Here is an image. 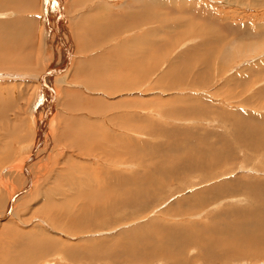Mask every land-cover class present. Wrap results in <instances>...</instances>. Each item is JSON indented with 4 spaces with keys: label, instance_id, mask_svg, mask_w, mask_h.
Returning a JSON list of instances; mask_svg holds the SVG:
<instances>
[{
    "label": "rangeland",
    "instance_id": "obj_1",
    "mask_svg": "<svg viewBox=\"0 0 264 264\" xmlns=\"http://www.w3.org/2000/svg\"><path fill=\"white\" fill-rule=\"evenodd\" d=\"M11 1L0 10V215L29 193L0 221V264H264V229L256 227L264 222V0H61L65 31L75 37L77 25L83 37H71L64 73L62 50L49 45L40 22L45 0ZM93 1L107 10L96 12ZM86 8L91 18L81 14ZM50 22L55 34L58 19ZM141 36L149 40L116 54ZM80 63L78 72L72 66ZM51 72L66 80L59 84V74L50 86L57 108L35 155L52 96L38 78ZM72 89L94 106L72 105L65 96ZM113 133L129 147L110 159L119 147ZM33 155L29 187L24 169ZM211 240L241 254L217 252Z\"/></svg>",
    "mask_w": 264,
    "mask_h": 264
},
{
    "label": "bare ground",
    "instance_id": "obj_2",
    "mask_svg": "<svg viewBox=\"0 0 264 264\" xmlns=\"http://www.w3.org/2000/svg\"><path fill=\"white\" fill-rule=\"evenodd\" d=\"M17 1V0H16ZM45 2H46V4H45V7H46V11H45V8H44V14H45V16H46V21L43 19V21H40V22H42V24H43V26H44V31H45V37L47 38V40L46 41H48L49 42V45L50 46H52L53 47V45H54V43H57V46L62 50L61 51V58H63V62L65 63L64 65H63V69H62V72L64 73V71L66 70V69H64V68H68L70 65H71V62H72V55H73V46H70V41H71V35L69 34V32L67 31H65V29H66V27H65V25H68L69 23L68 22H65V17H66V10H65V2H62L61 0H56V2H58L59 3V10H56V12L55 11H52V9H53V6H54V4H52V5H49L48 4V1L47 0H45ZM56 2H54V3H56ZM93 3H95L94 1L92 2V4ZM12 4H14V2L13 1H11V0H0V10L5 6V7H11L12 6ZM92 6V5H91ZM91 6H90V8H91ZM4 7V8H5ZM56 7V6H55ZM88 8V7H87ZM85 9L84 10V12H81V14L83 13V14H85L86 12H88V15L86 16L87 18H91V15H93V10H91V9ZM78 10H80V9H78ZM94 10L97 12V10H99V11H101V10H107L106 9V7L105 8H103L102 6H97V4L95 3V5H94ZM91 11V12H90ZM53 12H55L54 13V15H53ZM14 14V13H13ZM43 14V13H42ZM48 15V16H47ZM49 15H53L52 17L51 16H49ZM2 16L3 15H1L0 14V18H2ZM119 16V15H118ZM7 17V16H6ZM43 17H44V15H43ZM50 17H51V19L52 20H54L55 21V19H58V22L57 23H55V24H53V27L55 28V34H53L52 33V31H51V28H52V23L50 22L51 21V19H50ZM79 17V16H78ZM75 18V17H74ZM82 18V17H81ZM106 18V17H105ZM38 19V18H37ZM99 19H101V18H99ZM40 20V19H39ZM91 20V19H90ZM95 20H97V19H95ZM77 19L75 20V22H74V24L76 23L77 24ZM90 22V21H89ZM108 22V21H107ZM124 23V22H123ZM121 25V22L120 23H117L116 24V26H118V28H119V26ZM96 26H98L97 25V23H96ZM102 26V25H101ZM76 27H77V25H76ZM111 27V26H110ZM109 27V28H110ZM90 29H92V28H90ZM70 30V33H71V29H69ZM75 30H77V28L75 29ZM79 30V29H78ZM83 30V29H82ZM81 30H79V32H80ZM86 31V30H85ZM75 32V31H74ZM82 32V31H81ZM84 32V31H83ZM152 32V31H151ZM115 33V32H114ZM137 33V32H136ZM53 34V36L55 37V39H53V41L52 40H48V39H50V37H51V35ZM75 35V34H74ZM114 35V34H113ZM124 36H122V38H126V36H129L126 32L123 34ZM86 36V35H85ZM88 36V35H87ZM90 37V36H89ZM116 37V36H115ZM114 37V38H115ZM131 37V36H130ZM82 38L83 37H81L79 34H77V31H76V36L75 37H72V41H74L75 42V40H78V41H80V43L82 42ZM87 38V37H86ZM91 38V37H90ZM122 38L120 39V41L122 40ZM85 39V38H84ZM93 39V38H92ZM127 39V38H126ZM125 39V40H126ZM150 39H151V37H150ZM179 39V38H178ZM97 40H99V39H97ZM128 40V39H127ZM147 40H149V37H145V36H141V37H137V38H133V40H130V41H126V42H124L123 44H121V45H117V51H118V53H116V54H119L120 52H127L126 50H127V48L128 47H130L131 45H133V44H135V43H141V42H147ZM85 41V40H84ZM94 41V40H93ZM117 41V40H116ZM159 41V40H158ZM91 42V41H90ZM106 42V41H105ZM160 42V41H159ZM28 43V42H27ZM78 43V42H77ZM76 43V44H77ZM46 45H47V47L46 48H48V44H47V42L45 43ZM83 44V43H82ZM120 44V43H119ZM155 44V43H154ZM154 44H152V45H154ZM69 45V46H68ZM93 45V44H92ZM101 45V44H100ZM130 45V46H129ZM90 46V45H89ZM55 47V46H54ZM75 48V47H74ZM83 48H85L86 49V46L84 45V47ZM89 48V47H88ZM116 49V48H115ZM115 49H114V51H115ZM146 49V48H145ZM149 49V48H148ZM154 49V48H153ZM49 50V49H48ZM135 50V49H134ZM24 51V50H23ZM114 51H110V52H106L105 51V53H106V55L103 57V56H101V57H97V59L95 60V62L97 63V65H99V64H101V65H103L104 64V62L109 58H111V56L114 54ZM131 51V50H130ZM147 51V50H146ZM57 52V51H56ZM60 52V51H59ZM104 52V51H103ZM102 52V53H103ZM175 52V51H174ZM177 52V51H176ZM58 53V52H57ZM101 53V54H102ZM166 53H168V52H166ZM45 54H47V57L49 56V53L46 51L45 52ZM100 54V53H99ZM169 54V53H168ZM120 55V54H119ZM122 55V54H121ZM128 55V54H127ZM177 55V54H176ZM74 56V55H73ZM174 56H175V53H172V54H170V56L167 58V60L165 61V59H164V61H165V63L167 62V63H169V61L172 59V58H174ZM119 57V56H118ZM122 57V56H121ZM131 57V56H130ZM156 57V56H155ZM171 57V58H170ZM87 58V57H86ZM169 58H170V60H169ZM57 59V58H56ZM113 59V58H112ZM123 59V58H122ZM86 60V59H85ZM114 60V59H113ZM129 60V58L127 59V61L126 62H124L123 63V65L124 64H126V65H129V63H131V62H129L128 61ZM59 61V60H58ZM74 61V60H73ZM115 61V60H114ZM160 61V60H159ZM161 61H162V59H161ZM0 62H1V60H0ZM54 62V61H53ZM89 62V61H88ZM158 62V61H157ZM163 62V61H162ZM164 63V62H163ZM8 64H11V62L10 63H7V65ZM85 64V63H84ZM95 64V63H94ZM115 64V63H114ZM158 64V63H157ZM1 65V64H0ZM93 65V64H92ZM60 66V65H59ZM154 66V65H153ZM21 67H23L22 65H21ZM20 67V68H21ZM72 67H74L75 69H76V71H78V70H84L85 68H86V66L85 65H83L82 63H80V64H78V65H76V67L73 65ZM101 67V66H100ZM1 68V67H0ZM24 68V67H23ZM130 68V67H129ZM141 68V67H140ZM61 68H59V70H60ZM126 69V68H125ZM142 69V68H141ZM156 69V68H155ZM54 70V69H53ZM58 70V69H57ZM123 70V69H122ZM128 70H130V69H128ZM61 71V70H60ZM59 71V72H60ZM149 71V70H148ZM156 71V70H155ZM161 71V69H159V72ZM62 72L61 73H56V72H51V73H47L44 77H40V78H38V79H40L39 80V83H41L42 84V86L41 87H43L44 88V91H46V92H49L50 93V91H51V93H52V96H51V98L48 100V102H45L47 105H48V107H47V110L45 111L44 110V118L42 119V120H40V123H39V127H38V129H39V138H38V141L36 142V144H35V155L36 154H38L39 152H40V150L42 149V146H43V143H44V139H46L47 138V136H45V134L47 133V131L45 130L46 128L44 127L45 126V124H47V118L49 117H52V116H54L53 115V113H54V111H55V109L54 108H57V105H56V107H54V104L55 103H57V94H56V91H54L52 88H50V86H52V83H53V81H55L56 79L57 80H59V84H61V85H64L63 83H64V80H66V79H64L63 80V74H62ZM79 72V71H78ZM157 72V71H156ZM148 73V72H147ZM152 73V72H151ZM1 74V73H0ZM124 74V73H123ZM127 74V73H126ZM59 75V76H58ZM65 75V74H64ZM162 75L163 74H161L160 76H159V74L158 73H155V74H153V76H152V78H155V77H158V79L160 78V77H162ZM58 76V77H57ZM127 76V75H126ZM55 77H57L56 79H55ZM67 77H69V76H67ZM130 77V76H129ZM121 78H122V76H121ZM124 78V77H123ZM55 79V80H54ZM68 79V78H67ZM130 79V78H129ZM148 79V78H147ZM49 80V81H48ZM52 80V82H51V84L49 83L50 81ZM150 81V80H149ZM151 81H153V80H151ZM57 82V81H56ZM125 82V81H124ZM126 82H128L127 80H126ZM161 82H163L162 80H161ZM149 83V82H148ZM158 83H160V82H158ZM126 84V83H125ZM60 85V86H61ZM71 85V84H70ZM124 85V84H123ZM49 86V87H48ZM66 86L67 87H69V85L68 84H66ZM71 86H73V85H71ZM76 86V85H75ZM79 86V85H78ZM102 87H104V85H100V88H102ZM73 88V87H72ZM77 88V87H76ZM79 88V87H78ZM110 88V87H109ZM184 88V87H183ZM127 89H128V86H127ZM93 90V89H92ZM87 91V90H86ZM118 91V90H117ZM126 91V90H125ZM43 92V91H42ZM46 92H45V94H46ZM74 92H76V90H74V89H72L71 91H66V94H65V96L68 98V96H70L71 98H70V101H71V103H72V105H74V106H76V107H79V108H81V107H88L89 108V105H90V107H93L94 106V104H82L81 102H80V100L78 99V91L76 92V93H74ZM50 93V94H51ZM130 93V92H129ZM134 93V92H133ZM44 94V93H43ZM80 94H85V93H80ZM104 94V93H103ZM138 94H139V92H138ZM153 94H156V93H153ZM49 95V94H48ZM105 95V94H104ZM140 95V94H139ZM120 96V95H119ZM47 97V96H46ZM114 97V96H113ZM69 100V99H68ZM90 103H91V101H89ZM69 102L67 101L66 102V104H68ZM69 105H70V103H69ZM87 105V106H86ZM141 105V104H140ZM71 106V105H70ZM107 107V106H106ZM39 108V107H38ZM102 108V107H101ZM105 108V107H104ZM131 108V107H130ZM93 109H95V108H93ZM36 110H37V108L36 109H34V115L35 116H37V113H36ZM114 110V109H113ZM99 111V110H98ZM134 111V110H133ZM32 112V111H31ZM115 112H116V110H115ZM132 112V111H131ZM139 112V111H138ZM128 114V113H127ZM134 115V114H133ZM147 115V114H146ZM34 116V117H35ZM84 116V115H83ZM126 116V115H125ZM125 116H123V117H125ZM128 116V115H127ZM38 117H39V115H38ZM136 117H137V115H136ZM105 118V117H104ZM129 118H130V116H129ZM89 119V118H88ZM142 119V118H141ZM117 120V119H116ZM133 120V119H132ZM65 121V120H64ZM137 121H138V119H137ZM98 126V125H97ZM131 126V125H130ZM68 129V128H67ZM103 129V128H102ZM131 129V128H130ZM129 129V130H130ZM119 131H123V130H126V129H124V128H119L118 129ZM141 130V129H140ZM99 131H101V130H99ZM104 132V131H103ZM125 132V131H124ZM102 133V132H101ZM100 133V134H101ZM131 133V132H130ZM258 133V132H257ZM125 134V133H124ZM47 135V134H46ZM126 135V134H125ZM140 135V134H139ZM110 137H111V139H112V142L114 143V144H116V145H118L119 144V147L118 148H116V152L114 151L115 149H112L111 150V152L109 153H107L106 154V157L107 158H110V159H112V156H115L114 155V153L116 154L117 152L120 154L121 152H125L126 150H128V147H129V145H127L126 144V139L125 138H123L124 137V135H123V137H122V135H121V137L120 138H118V139H115L116 137H118L115 133H113V134H110L109 135ZM120 136V135H119ZM259 136V135H258ZM261 137V136H260ZM50 138V137H49ZM261 139V138H260ZM190 142V141H189ZM256 142V141H255ZM258 142V141H257ZM187 143V142H186ZM259 144V143H258ZM262 144H264V143H262ZM261 145V144H260ZM264 146V145H263ZM262 147V146H261ZM111 148V147H110ZM104 149V148H103ZM176 149V148H175ZM186 149V148H185ZM182 150V149H181ZM218 150V149H217ZM230 150V149H229ZM114 152V153H113ZM41 153V152H40ZM226 153V152H225ZM123 153H121V155H122ZM35 155H33L32 157H30L29 158V160L25 163V169H24V175L26 176V179H27V183L29 184V187H30V184H31V175L28 173V170L32 167V168H34V162L36 161H32V160H34V158H35ZM194 155V154H193ZM127 156H129V155H127ZM128 158V157H127ZM185 158V157H184ZM219 158V157H218ZM115 159V158H114ZM120 159V160H119ZM118 160H116V161H118V162H120V163H122V162H124L126 165L128 164V163H126L127 161H131V160H129V159H122L121 160V156H120V158H119ZM210 160V159H209ZM217 160V159H216ZM215 160V161H216ZM134 161V160H133ZM204 161V160H203ZM36 163V162H35ZM195 164V163H194ZM116 165V164H115ZM179 165V164H178ZM182 165V164H181ZM224 165V164H223ZM43 166V165H42ZM136 165H134V167H135ZM189 168H191V167H189ZM176 169V168H175ZM212 169V168H211ZM34 169H32L31 171H33ZM183 171H185L184 169H182ZM190 170V169H189ZM204 170V169H203ZM213 170V169H212ZM177 172L179 171V170H176ZM218 171V170H217ZM176 174V173H175ZM211 175L213 174V172H211L210 173ZM216 174V173H215ZM188 175V174H187ZM225 175V174H224ZM223 175V176H224ZM34 176V175H33ZM172 176V175H171ZM177 176V175H176ZM217 176H218V173L215 175V178L217 179ZM219 177H220V175H219ZM172 179H173V177H172ZM171 179V180H172ZM168 180V179H167ZM240 180V179H239ZM238 180V181H239ZM170 181V180H169ZM240 182V181H239ZM243 182V181H242ZM128 183V182H127ZM202 183V182H201ZM211 183V182H210ZM215 183V182H214ZM227 183V182H226ZM260 183V182H259ZM28 184H26V185H28ZM246 184V183H245ZM249 184V183H248ZM253 184V183H252ZM33 185V184H32ZM121 185V184H120ZM124 184H122V186H123ZM126 185V184H125ZM244 185V184H243ZM261 185V184H260ZM259 185V186H260ZM218 186H220V185H218ZM217 186V187H218ZM223 186V185H222ZM242 186V185H241ZM248 186H251V185H248ZM253 186V185H252ZM251 186V187H252ZM257 186H258V184H257ZM258 186V187H259ZM264 186V185H263ZM27 187V186H26ZM246 187V185L244 186V188H240V189H238L240 192H245V191H247V188H245ZM251 187H250V190H251ZM256 186H254V187H252V188H255ZM25 188V187H24ZM34 188V187H33ZM122 188V187H121ZM208 188V187H207ZM238 188V187H237ZM249 188V187H248ZM156 189V188H155ZM155 189H154V191H155ZM206 189V188H205ZM24 190V189H23ZM198 190V189H197ZM207 190V189H206ZM235 190H236V188H235ZM253 190V189H252ZM255 190V189H254ZM149 191V190H148ZM154 191H152V192H154ZM201 191H203V190H201ZM238 191V192H239ZM29 192H28V189H26V191H24L22 194H17V195H15L13 198H12V202H10L9 203V207H8V209L5 211V213L4 214H2V215H0V221H2V223L4 222V220H6V219H8V218H10V216L12 215V212L14 211V209H13V205L15 204V203H17V202H19L20 200H21V198L23 197V196H25V195H27ZM200 193V192H199ZM234 193H236V192H234ZM246 193H248V192H246ZM147 194H149L148 192H147ZM230 194V193H229ZM236 194H238V193H236ZM128 196H129V194H128ZM148 196V195H147ZM29 197V196H28ZM148 197H150V196H148ZM235 197V196H234ZM237 197V196H236ZM249 197V196H248ZM129 198V197H128ZM127 198V199H128ZM11 200V199H10ZM180 200V199H179ZM231 200H232V198H231ZM127 201V200H126ZM248 201V200H247ZM217 206V205H216ZM20 207V206H19ZM13 209V210H12ZM239 210V209H238ZM255 211V210H254ZM260 211V210H259ZM247 212V211H246ZM251 212L252 211H250L248 214L250 215L251 214ZM16 213V212H15ZM256 213V211L254 212V214ZM260 213V212H259ZM237 214V213H236ZM235 214V215H236ZM183 215V214H182ZM239 215H241V213L239 214ZM260 215H262V214H260ZM255 216V215H254ZM258 216H259V214H258ZM15 217V216H14ZM194 217V216H193ZM252 217H253V215H252ZM256 217H257V215H256ZM241 218V217H240ZM243 218V217H242ZM255 217H253V219H254ZM260 218H261V216H260ZM246 219V218H245ZM256 219V218H255ZM261 219H263V218H261ZM233 220V219H232ZM234 221V220H233ZM232 221V222H233ZM235 221H237V220H235ZM248 221V220H247ZM253 221V220H252ZM251 221V222H252ZM239 222V221H238ZM260 222V221H259ZM258 222V223H259ZM240 223V222H239ZM1 224V223H0ZM225 224V223H224ZM232 224V223H231ZM253 224V223H252ZM243 225V224H242ZM246 225V224H245ZM247 225H249L248 223H247ZM251 225V224H250ZM249 225V226H250ZM186 226H180V227H178L176 230H180V229H183V228H185ZM193 227V226H192ZM240 227L242 228V226L240 225ZM240 227H239V230H241L240 229ZM246 227V226H245ZM248 227V226H247ZM256 227H258L259 229H264V222L263 221H261L260 222V224H259V226L257 225ZM190 228V227H189ZM250 228H252V227H250ZM234 229H235V227H234ZM255 229V228H254ZM257 229V228H256ZM259 229H257V230H255L256 232L255 233H257L258 234V236L260 237V238H262V235H261V233L259 232ZM238 230V231H239ZM250 230V229H249ZM192 231V230H191ZM243 231V230H242ZM182 232H185V231H182ZM196 233V232H195ZM219 234L218 235H220L221 234V232L219 231L218 232ZM222 233H224V234H226L227 235V233L224 231V230H222ZM243 233H244V231H243ZM214 234V233H213ZM248 234V233H247ZM256 234V235H257ZM192 235V234H191ZM250 235V234H249ZM141 236V235H140ZM178 236H179V233H178ZM193 236H195V235H193ZM245 236V235H244ZM147 237V236H146ZM198 237V236H197ZM201 237V236H200ZM220 237V236H219ZM231 237V236H230ZM258 237V238H259ZM139 238V237H138ZM196 238V237H195ZM233 238V237H232ZM257 238V239H258ZM199 239V238H198ZM214 241H215V239L216 238H212ZM228 239H230V238H228ZM177 240V239H176ZM185 240V239H184ZM213 240H211L210 241V243H209V245L210 246H213L214 248L216 247L217 248V252H224L225 254H229L230 256H232V257H235V256H237L238 257V254H241L240 252H239V250H238V248H237V250H234L233 248H231V249H229L228 251H227V246H225L223 249H218V246H220L221 245V243L223 244V242H220V241H218L217 243H215ZM243 238L242 237H240V242H241V245L242 244H244V247L247 249L248 247L246 246V243L245 242H243ZM259 240V239H258ZM264 240V238H262V241ZM200 241V240H199ZM223 241L224 242H226V239H223ZM194 242H195V240H194ZM205 242V241H204ZM260 242H261V240H260ZM256 243H258V242H256ZM196 244V243H195ZM249 244V243H248ZM259 244V243H258ZM44 245V244H43ZM261 245V244H260ZM263 245V244H262ZM251 247V246H250ZM144 248V247H143ZM193 248H195V247H193ZM139 249H141V248H139ZM38 251V250H37ZM40 251V250H39ZM69 252V251H68ZM121 252V251H120ZM210 252H213V253H215L216 251H210ZM32 253V252H31ZM31 253H28L29 255L31 254ZM247 253H248V255H250V254H252V255H254L256 258H258V257H260L261 256V253H262V250H261V253L259 252V251H257V250H254V251H252V249H249V250H247ZM33 255H34V251H33V253H32ZM38 254V253H37ZM131 254V253H130ZM208 254V253H207ZM29 255H27V257H29ZM37 256V255H36ZM128 256V255H127ZM136 256V255H135ZM15 257V256H14ZM17 258H19V256L17 257ZM16 258V259H17ZM33 258V257H32ZM25 259V258H24ZM228 259H229V257H228ZM20 260V259H19ZM31 260V259H30ZM21 261V260H20ZM19 262V261H18ZM25 262H27V260H24V263ZM171 262V261H170ZM22 263H23V261H22ZM138 263V262H137ZM173 263V262H172ZM175 263V262H174ZM173 263V264H174ZM175 264H178V263H175ZM186 264V263H185Z\"/></svg>",
    "mask_w": 264,
    "mask_h": 264
},
{
    "label": "crops",
    "instance_id": "obj_3",
    "mask_svg": "<svg viewBox=\"0 0 264 264\" xmlns=\"http://www.w3.org/2000/svg\"><path fill=\"white\" fill-rule=\"evenodd\" d=\"M75 17H77V14L75 15ZM74 26H75V24H74ZM75 29H76V26H75ZM77 31V30H76ZM110 44V43H109ZM109 44H104V45H108V46H110ZM114 47V46H113ZM113 47H111L110 49H108V50H106V51H109V50H112L113 49ZM90 60H94V59H90ZM88 61V60H87Z\"/></svg>",
    "mask_w": 264,
    "mask_h": 264
}]
</instances>
